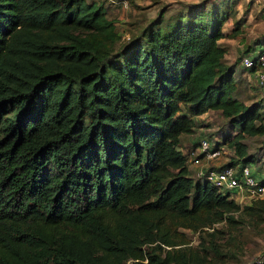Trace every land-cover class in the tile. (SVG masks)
Listing matches in <instances>:
<instances>
[{
	"label": "trees",
	"instance_id": "16d2710c",
	"mask_svg": "<svg viewBox=\"0 0 264 264\" xmlns=\"http://www.w3.org/2000/svg\"><path fill=\"white\" fill-rule=\"evenodd\" d=\"M162 14L118 47L96 0H0V264H146L145 243L187 242L178 227L238 208L176 139L219 110L251 160L242 134L264 123L240 98L245 65L223 63L212 14L166 28Z\"/></svg>",
	"mask_w": 264,
	"mask_h": 264
},
{
	"label": "rangeland",
	"instance_id": "374dc122",
	"mask_svg": "<svg viewBox=\"0 0 264 264\" xmlns=\"http://www.w3.org/2000/svg\"><path fill=\"white\" fill-rule=\"evenodd\" d=\"M102 3L107 14L114 20L120 39L116 46L125 43L130 35L137 34L140 27L163 9L161 27L166 28L169 21L174 24L181 18L197 20L202 16L216 17L221 22L223 38L219 39L225 49L223 63L231 59L238 65L241 55L254 54L264 48V0H96ZM209 15V16H208ZM173 21V22H172ZM237 79L240 98L246 104L257 102L263 115L264 123V84L260 82L254 70L245 66ZM177 115L187 113L186 103L179 101ZM194 126L188 133L182 132L176 139L177 147L186 157L193 155V150L201 138H209L219 148L215 157L203 158L206 166L223 165L230 160L240 163L241 158L234 148V136L238 128L221 114L210 109L203 113L191 114ZM246 145L247 154L252 155L247 163L253 174H264V131L254 134L243 133L241 137ZM188 171L192 168L186 161ZM192 166V165H191ZM194 179L199 178L193 175ZM258 178V177H257ZM237 202L238 208L226 212V217L215 220L210 225L190 229L178 227L184 232L187 242L168 245L160 239L145 243L147 255L153 254V260L144 258L146 264H263L264 263V194L255 198H244ZM252 203V204H251ZM251 204V207H246ZM125 264H135L132 259Z\"/></svg>",
	"mask_w": 264,
	"mask_h": 264
},
{
	"label": "built area",
	"instance_id": "2783aa9c",
	"mask_svg": "<svg viewBox=\"0 0 264 264\" xmlns=\"http://www.w3.org/2000/svg\"><path fill=\"white\" fill-rule=\"evenodd\" d=\"M241 62L248 69L253 67L258 79L264 81V48L254 54L244 53ZM219 151V148L212 144L209 138H201L193 150V155L186 158L189 169L193 170V175L209 181L218 191L228 193L229 197L238 202L247 201L243 200L244 198L250 200L253 197L262 196L264 180L258 179L253 174L249 164L225 163L219 166H203V158L215 157Z\"/></svg>",
	"mask_w": 264,
	"mask_h": 264
},
{
	"label": "crops",
	"instance_id": "0c3cea01",
	"mask_svg": "<svg viewBox=\"0 0 264 264\" xmlns=\"http://www.w3.org/2000/svg\"><path fill=\"white\" fill-rule=\"evenodd\" d=\"M256 174H257L258 179H261V180L264 179V174L263 173H260L259 171H256Z\"/></svg>",
	"mask_w": 264,
	"mask_h": 264
}]
</instances>
